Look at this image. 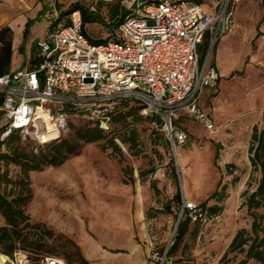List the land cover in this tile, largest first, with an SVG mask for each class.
I'll return each mask as SVG.
<instances>
[{"label": "rangeland", "instance_id": "1", "mask_svg": "<svg viewBox=\"0 0 264 264\" xmlns=\"http://www.w3.org/2000/svg\"><path fill=\"white\" fill-rule=\"evenodd\" d=\"M218 1L199 0L210 10ZM9 6L10 0H0V31L7 27L3 16ZM57 8L61 23L74 9L94 12L96 21L85 23L84 30L95 44L116 35L114 23L124 11L121 0H59ZM233 9L230 30L211 51L217 85L199 95L214 129L179 114L174 123L188 139L175 148L176 165L162 123L133 100L112 104L109 130L95 141L80 137L92 120L68 105L67 128L57 141L37 145L17 132L0 139V194L20 212L13 229L0 211V227L12 233L11 240L0 236V260L19 249L59 255L69 264H264L246 257L255 237L251 211L263 229L259 238L264 236V205L247 204L264 163V144L260 159L252 161L257 141L251 138L254 129L264 130V0H235ZM45 14L48 20L53 10ZM14 37L15 42L20 35ZM37 52L36 45L17 51L12 67L31 65ZM4 122L0 112V135ZM14 145L46 156L75 149L63 163L28 170L26 176L8 158ZM185 201L198 213L184 212ZM181 211L179 221L189 219L177 239ZM242 229V249H229Z\"/></svg>", "mask_w": 264, "mask_h": 264}, {"label": "built area", "instance_id": "2", "mask_svg": "<svg viewBox=\"0 0 264 264\" xmlns=\"http://www.w3.org/2000/svg\"><path fill=\"white\" fill-rule=\"evenodd\" d=\"M121 2L127 13L116 35L95 44L85 33L79 9L61 23L57 0H47L53 21L37 43L36 60L0 75L5 120L0 139L17 132L37 145L57 141L67 128L65 105L107 131L118 98L137 100L142 113L158 118L174 151L188 139L174 123L178 114L214 129L198 98L203 89L217 85L219 72L210 61L211 51L231 28L235 0H219L211 10L194 0ZM184 208L198 213L194 203L185 201ZM4 257L0 264H69L59 255L19 249Z\"/></svg>", "mask_w": 264, "mask_h": 264}, {"label": "trees", "instance_id": "3", "mask_svg": "<svg viewBox=\"0 0 264 264\" xmlns=\"http://www.w3.org/2000/svg\"><path fill=\"white\" fill-rule=\"evenodd\" d=\"M194 1L200 3L199 0H194ZM116 13L117 12L115 10L114 12H112V15H115ZM126 13L127 12L124 9L122 15L120 16V19L116 23H114V26H116V28L118 24L121 22V20L124 18ZM81 15H82V20L84 24L90 21H96L95 13L87 9H82ZM30 23L31 21H28L26 24V27L24 30V38L27 35ZM10 33H11V30L9 27H6L0 31V75L8 72L10 68L11 53H12ZM97 40H102V39H97ZM127 100L136 101L138 105L141 107L140 103L137 100H134L131 98L115 99L113 102V105H115L117 102L120 103V102L127 101ZM111 113H112V109L110 111V114ZM156 120H158L159 123H161V121L158 118H156ZM92 122L94 125L85 128L83 132H81L80 134L81 139H83L84 141H87V142L95 141L99 139L102 134V130L99 128L97 123L94 121ZM251 138L254 141H257V145L254 149L253 156H252V161L255 162L257 159H260V151L264 144V130L257 132V130L254 129ZM8 149H9L8 158L10 159V161L19 164L24 170L25 175L27 176L28 170L40 169L44 165L55 166V165H59L63 163L64 160L67 158L68 154L71 153L75 149V147H72V148L68 147L67 150H65V152L63 153L61 152L57 155H50V156L27 154L25 153L23 149L19 148V146L17 145L11 146ZM260 171H261V176L257 184V187L254 191H252L249 194L247 198L248 209H251L252 207H259V206L264 205V163L263 162L260 163ZM176 198L178 202L181 201V194L178 190L176 192ZM0 211L2 215L4 216V218L6 219L7 225H10L14 229V225L17 224L18 213L20 212L18 209H16L13 206L11 200H8L5 196L1 194H0ZM184 212L186 213L189 212V214H191L187 208H184ZM250 214L253 217V220L251 223V229H252V232L255 234V237L253 238L251 244L248 246L246 250V257L254 258L264 263V236H261L259 238V232H262L263 229H261L257 221V213L254 211H251ZM188 219L189 218L186 217L185 221H181V220L179 221L177 239H179L184 234ZM7 225L0 227V236L4 235V237L11 240L12 233L10 232ZM243 232H244V229L239 230L236 233V235L234 236V238L232 239L230 243L229 249H242L243 244L246 242V240L242 237ZM175 246H176V241L170 247L169 252H172ZM12 253L13 252L9 254H12Z\"/></svg>", "mask_w": 264, "mask_h": 264}, {"label": "crops", "instance_id": "4", "mask_svg": "<svg viewBox=\"0 0 264 264\" xmlns=\"http://www.w3.org/2000/svg\"><path fill=\"white\" fill-rule=\"evenodd\" d=\"M35 2H37L36 6L32 8L31 6ZM58 3L59 0H57V4ZM48 9L49 6L47 0H10V6L8 7V11L10 12L7 15L3 16L4 21H6L5 26L9 27L11 30L12 53H11V62H10L9 71L30 66V65H25L24 67H12L11 65L12 57L13 54H15L17 51H19L20 53H24L27 49L30 48L32 49L34 45L37 46L38 41H40L46 36L53 21V16L51 18H48V20L44 19L46 16L45 11H47ZM28 21H31V23L29 25L27 35L24 38V30ZM37 25H41V28L39 30L36 29ZM16 32L20 35V38L16 37V40L14 42L15 39L14 36ZM35 60L36 58H33L32 63ZM205 90L206 89H203L202 92ZM198 103L201 107L200 98H198ZM180 114L185 115V113H180Z\"/></svg>", "mask_w": 264, "mask_h": 264}, {"label": "water", "instance_id": "5", "mask_svg": "<svg viewBox=\"0 0 264 264\" xmlns=\"http://www.w3.org/2000/svg\"><path fill=\"white\" fill-rule=\"evenodd\" d=\"M172 152L174 153L175 151H174V150H172ZM174 164L176 165L175 153H174ZM179 190H180V194H181V196H183V195H182V192H181V187H180V184H179ZM181 214H182V211H181V212H180V214L178 215V218H177V223H176V225L179 223V219H180V216H181Z\"/></svg>", "mask_w": 264, "mask_h": 264}, {"label": "bare ground", "instance_id": "6", "mask_svg": "<svg viewBox=\"0 0 264 264\" xmlns=\"http://www.w3.org/2000/svg\"><path fill=\"white\" fill-rule=\"evenodd\" d=\"M175 152H176V150H175Z\"/></svg>", "mask_w": 264, "mask_h": 264}]
</instances>
